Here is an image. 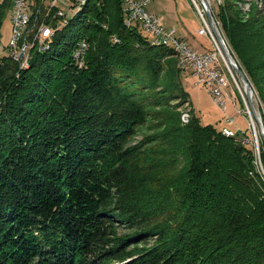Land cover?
Segmentation results:
<instances>
[{
	"label": "trees",
	"instance_id": "trees-1",
	"mask_svg": "<svg viewBox=\"0 0 264 264\" xmlns=\"http://www.w3.org/2000/svg\"><path fill=\"white\" fill-rule=\"evenodd\" d=\"M85 3L25 69L1 58L0 264H264L252 145L195 115L131 145L150 107L188 100L180 87L155 89L165 67L180 83L181 69L123 24L120 0ZM217 7L264 104V16L242 19L232 0Z\"/></svg>",
	"mask_w": 264,
	"mask_h": 264
},
{
	"label": "built area",
	"instance_id": "built-area-1",
	"mask_svg": "<svg viewBox=\"0 0 264 264\" xmlns=\"http://www.w3.org/2000/svg\"><path fill=\"white\" fill-rule=\"evenodd\" d=\"M62 0H11L10 3V36L6 41L7 52L5 53L12 60L16 61L19 68L25 69L29 64L30 54L33 51L43 52L49 48L48 38L58 29L68 24L75 12L81 10L86 0H71L65 4L64 9L60 8L58 2ZM151 0H120L121 11L124 15V25L137 24L149 37L151 45L167 46L172 51L179 68L188 72L194 80V84L203 87L210 93L213 102L227 110L228 104L236 106L232 93L235 88L232 86L236 80L226 64L225 58L218 48V42L212 34V29L206 21V11L203 0H190L197 9L200 17V26L196 30L197 35L209 36L211 46L205 52H198L192 48L182 37L176 36L175 27L164 26L160 23L161 18L157 13L149 12L145 8ZM77 8L72 11L71 17H66L70 8ZM54 23V24H53ZM113 39L114 36L112 37ZM117 39H115L116 41ZM88 43L80 40L77 48L73 51L75 61L79 67L83 63V51ZM3 46V49L5 48ZM0 52V62L3 55ZM227 67V68H226ZM241 110H236L240 114ZM235 113V114H236ZM187 113L182 116L185 119ZM234 117L228 116L221 128V132L228 137L237 136V127L231 128ZM244 134V133H242ZM241 138V137H240ZM245 143V138L241 139Z\"/></svg>",
	"mask_w": 264,
	"mask_h": 264
},
{
	"label": "rangeland",
	"instance_id": "rangeland-1",
	"mask_svg": "<svg viewBox=\"0 0 264 264\" xmlns=\"http://www.w3.org/2000/svg\"><path fill=\"white\" fill-rule=\"evenodd\" d=\"M2 0H0L1 2ZM71 0H62L59 1L58 4L60 8L64 9L65 4H69ZM224 3L225 0H207L208 5L211 8V17L208 18L207 13L204 14L205 20L208 21V24L210 25L212 29V34L215 36V39L218 42V48H220V44L218 41V37L216 34H214L215 30H217V34H220V37L224 43V46L227 48L228 52L230 53V56L232 58V61H234V64L240 69L241 74L245 76L247 81L250 83V87L252 89L253 95H252V104L254 108V115L258 118V120L255 119V116L252 114V117L250 116V109L249 105L247 103L245 93H244V81L240 74L236 72V69L231 66L230 63L226 64L228 65V68L231 70V74L235 77L236 82L232 85L235 88V93H232L233 100L236 101V106L232 104H228V109L221 110V107L215 104L213 102V98L210 95L209 92L203 87L197 86L194 84V80L191 76H189L188 72H184L181 69L180 80L175 77L169 76V73L166 69L161 72L159 75L160 77V86H157L156 91L160 90L164 87L172 86L180 89H184V91L188 94V100L180 99V98H172L170 95L165 98L164 102H162L161 105L155 104V106L150 107L148 111V115L146 116V121L142 123L141 126H139L136 129V133L133 137H131V145L137 144L139 141H141L144 137L147 135H154V134H161L164 132L166 133L165 129H167V126L173 127L176 126H182L183 124H187L192 117L191 115L198 116V119L201 124H210L215 125L216 128H220L223 126L225 122L226 117L231 116L234 117L235 121L234 124L231 126V128L237 127L236 132L244 133L245 135V143L241 144H250L253 147L254 154V167H256L257 172L261 176L262 179H264V167H262V160H261V152H264V140L260 135L259 127L260 123L264 125V104L259 100V94L255 87H253L252 83L250 82L249 77L245 74V71L241 67L238 60H236V54L234 53V50H232L231 45L229 44L226 35L223 33V28L221 25V22L218 20V3ZM232 2L235 4V6L240 10V16L242 19L251 18L256 19L264 16V0H232ZM190 0H151L150 3L145 8L149 12L157 13L160 17L161 15H165L168 17V19H174L177 20V22H180L183 26V29L189 30L190 33H192V28L197 29L199 28L201 22L200 17L198 16L197 9L194 8V5L191 4ZM77 8V5L75 8H70L69 11L66 13V17H71L73 15L72 11ZM203 8V7H202ZM10 10L8 9L3 13V20L2 25L0 27V52L1 54H5L7 52L6 41L9 39L10 36V16H9ZM210 20V21H209ZM193 35V34H191ZM196 36V40L204 41L205 46L210 48L211 42L209 39V36H201V35H194ZM3 46L5 47L3 49ZM88 47V46H87ZM87 49V48H86ZM211 49V48H210ZM221 52L223 54L222 48ZM85 52V51H84ZM173 56V54H172ZM225 58V56L223 55ZM175 59V57L173 56ZM226 59V58H225ZM176 61V59H175ZM174 61L175 66L180 69L177 65V63ZM170 65V63L168 64ZM171 66V65H170ZM227 68V67H226ZM187 73V74H186ZM238 97H240L242 100L245 99L244 104L246 106L242 109L240 102L238 101ZM237 108L242 111V114L236 113ZM187 113L185 119L183 118L182 114ZM236 113V114H235ZM165 116L166 118H163ZM174 118V121L172 120ZM188 121V122H187ZM253 124H255V128L253 127ZM175 127V126H174ZM246 128V129H245ZM246 133L244 132V130ZM255 132V133H254ZM255 134V135H254ZM243 135V134H242ZM256 135L258 136L256 141ZM239 137L238 135L236 136ZM239 140V138H238ZM258 143V144H257ZM156 144V143H154ZM259 149V150H257ZM255 152V153H254ZM259 155V156H258ZM127 230L122 229L120 227L119 234H126ZM150 243H153L154 239H149Z\"/></svg>",
	"mask_w": 264,
	"mask_h": 264
},
{
	"label": "crops",
	"instance_id": "crops-1",
	"mask_svg": "<svg viewBox=\"0 0 264 264\" xmlns=\"http://www.w3.org/2000/svg\"><path fill=\"white\" fill-rule=\"evenodd\" d=\"M160 18H161L160 23H162L164 26L166 25L168 27H175L176 29L175 35L178 37H182L183 40H185L190 46H192V48H195L198 52H205L207 51V49H209L208 46L207 47L205 46L204 41L203 42L200 40L198 41L196 40V36H194V35H197L196 30L198 29V27L197 29L192 28V33H190L189 30H186V29L184 30L182 24L180 22H177V20L168 19V17L165 16L164 14L161 15Z\"/></svg>",
	"mask_w": 264,
	"mask_h": 264
},
{
	"label": "bare ground",
	"instance_id": "bare-ground-1",
	"mask_svg": "<svg viewBox=\"0 0 264 264\" xmlns=\"http://www.w3.org/2000/svg\"><path fill=\"white\" fill-rule=\"evenodd\" d=\"M86 4V3H85ZM208 3H207V0H203V8H204V10L206 11L207 10V8H208V10L209 11H211V8H210V6L208 5ZM79 12V11H78ZM211 14V13H210ZM128 27V26H127ZM213 30H215L214 32V34H216V36L218 37V41H219V44H220V48H222V51H223V55L225 56V60L227 61V63H230L231 65L232 64H234V61H232V58H231V56H230V53L228 52V50H227V48L224 46V43H223V41H222V39H221V37H220V34H217V30L214 28V26H213ZM53 36V34L50 36V38ZM50 38H48V40L50 39ZM53 38V37H52ZM87 48V47H86ZM84 52V51H83ZM181 69V68H180ZM252 95H253V92H252ZM251 95V96H252ZM246 97V96H245ZM252 98V97H251ZM247 99V98H246ZM244 101H245V99H243ZM247 103H248V101H247ZM249 105V104H248ZM245 106H246V104H245ZM249 109H250V116L252 117V114L254 115V113H252L251 111V107L249 106ZM239 110V109H238ZM240 114H242V112L240 113ZM187 115V114H186ZM255 116V119L256 120H258V118L256 117V115H254ZM188 118H189V116H187ZM253 118V117H252ZM259 121V120H258ZM188 122V121H187ZM260 122V121H259ZM261 124V127H264V125L262 124V123H260ZM255 124H253V127L255 128V126H254ZM255 130H256V128H255ZM237 135L239 136V137H241V139L242 138H245V135L243 134L242 135V133H239V132H237ZM257 138H258V136L256 135V141L258 142V140H257ZM258 144V143H257ZM257 150H259V149H257ZM259 156V155H258Z\"/></svg>",
	"mask_w": 264,
	"mask_h": 264
},
{
	"label": "water",
	"instance_id": "water-1",
	"mask_svg": "<svg viewBox=\"0 0 264 264\" xmlns=\"http://www.w3.org/2000/svg\"><path fill=\"white\" fill-rule=\"evenodd\" d=\"M207 5V4H206ZM208 6V5H207ZM206 13H207V15H208V18L210 19V17H211V14H210V11L208 10V8H207V10H206ZM210 21V20H209ZM233 68H235L236 69V72L238 73V74H240L241 75V77H242V79H243V81H244V93H245V96H246V100L248 101V104H249V106L251 107V110H252V112H254V108H253V104H252V100H251V95H252V89H251V87H250V83H249V81H247V79L245 78V76L243 75V74H241V71H240V69H238V67L235 65V64H232L231 65ZM259 122V121H258ZM258 127H259V131H260V135H261V137L263 138V140H264V127H261V124L260 125H258ZM255 133V132H254ZM255 135V134H254Z\"/></svg>",
	"mask_w": 264,
	"mask_h": 264
}]
</instances>
